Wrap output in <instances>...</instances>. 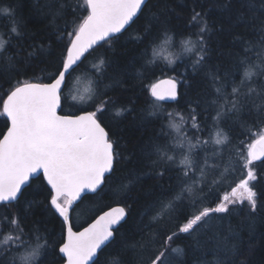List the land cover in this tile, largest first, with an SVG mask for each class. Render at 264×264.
<instances>
[{
    "label": "trees",
    "instance_id": "obj_1",
    "mask_svg": "<svg viewBox=\"0 0 264 264\" xmlns=\"http://www.w3.org/2000/svg\"><path fill=\"white\" fill-rule=\"evenodd\" d=\"M51 2L52 0H0V7L10 5L15 9L21 32L19 37H10L9 28L12 22L0 14V34L4 39H10L5 56L13 58L11 62L0 58V97L6 98L5 93L10 92L17 85V81L46 82L51 81L55 74L64 44L69 39L60 34L73 31L79 21L74 23L75 17L71 8L62 18L54 19L48 15L43 5ZM226 2L228 0H149L148 7L135 23L116 39L108 43L102 42L89 51L81 67L69 78L62 95L63 113L74 114L86 109L94 111L96 108L93 102L78 109L77 105H70L67 90L75 75H80L77 79L85 76V79L82 78L83 85L93 83L94 90L98 87L100 91L107 92L114 102L103 113L98 114V119L106 127L109 138L114 143V170L97 193L85 196L76 205L78 209H87L102 202L104 207L85 224L75 228L86 225L112 205L123 204L128 210L126 221L115 232L113 241L99 253L97 264H146L160 251H164L166 235L172 233L177 235L171 241V247L183 248L184 254L178 259L175 254L169 255L166 264H215L218 253L215 244L208 238L215 232L227 234L229 229L235 233L236 242L239 243V254L231 257L235 264H264V162L257 161L254 165L259 177L255 182L258 196L254 212L247 201H244L243 204L230 205L229 213L214 214L210 221L211 229L201 230L199 233L201 246L195 245L188 234L179 232V227L187 222L185 217L191 218L204 207L214 208L245 177L246 170L236 164L241 159L238 153L243 148L246 154L247 144L255 138L262 126L260 122L264 121V116H257L251 102L245 101V107L238 115L229 114L220 121L219 128L228 135L230 143L216 145L210 142L207 146H198L194 150L193 159L200 167H204V177H201L199 171L190 173L191 178L185 177L177 166L157 162L155 151L157 144H163L165 140L171 143L166 135L171 132L168 127L169 112L173 114L175 123H181V117L184 118V127L189 136L195 133L201 140H209L211 134L214 140L216 128L213 118L218 105L225 101L223 97L217 98L216 87L219 86V81L213 84L212 73L217 72L221 79L226 80L224 92L227 95L234 86L240 84L243 77V67L239 65V59L247 55L254 62H258L256 58L261 51L260 39L264 36V31H261L264 26V7L260 0H254L255 11L249 9L246 0H231L227 8L220 6ZM67 3L75 7L83 4V0H67ZM193 8L204 15L211 27L205 37V64L198 72H193L191 67L195 56L184 52L181 43L188 33L198 31V27L190 23ZM152 13L160 14L159 27L170 28L175 35L171 44L166 45L161 36L155 45L149 47V57L152 56L151 47H155L158 53L155 58L156 65L151 66V70L144 77H139L138 71L144 72L141 65L145 62L143 53L147 41L141 44L137 38L143 31L146 18H150ZM86 14L78 12L76 16ZM249 42L255 47L246 52ZM34 50L36 55L28 57L27 54ZM105 57L108 67L104 75L100 76L88 64L93 66ZM169 59L173 63H169ZM174 68L176 71H172ZM162 77H188V81L179 86L180 96L176 102H159L164 110L162 116L150 117L148 106L152 98L149 89L151 84ZM262 83L264 77H257L251 87L259 90L258 85ZM119 107L130 111L117 116L116 109ZM193 109L197 122L201 125L198 132L191 127L190 113ZM7 126L9 122L6 117L0 115V139ZM195 142L193 139V143ZM176 155L179 160V152ZM206 157L207 165L204 164ZM230 161L234 168H230L226 178L222 179L221 173ZM193 181L195 189L205 190L201 194V202L192 205L187 199L190 194L184 191L186 199L180 204L177 214L154 219L161 210L162 203L166 204L176 198ZM38 184L39 181L33 179L31 187L23 190L24 195L18 203L0 206V217L11 218L16 215L21 219L25 232L32 234L33 243L36 235L41 237V243L49 241L47 249L36 264H41V260L43 264H60L64 261L58 251V245L65 238L62 218L53 214L54 210L46 209L44 203L31 207L28 204L30 201H44V193L38 189ZM0 226L4 232L11 229L7 222ZM54 245L57 246L55 250ZM5 262L11 263L8 253L0 255V264Z\"/></svg>",
    "mask_w": 264,
    "mask_h": 264
},
{
    "label": "snow or ice",
    "instance_id": "obj_2",
    "mask_svg": "<svg viewBox=\"0 0 264 264\" xmlns=\"http://www.w3.org/2000/svg\"><path fill=\"white\" fill-rule=\"evenodd\" d=\"M230 2L231 0H228L220 6L227 8ZM246 2L249 9L255 11L254 0H246ZM260 3L264 7V0H260ZM146 7L148 0H83V4H77L75 7L68 4L67 0H52L51 3H45L43 8L54 19L62 18L71 8L75 17L74 23L79 21L73 31H64L60 34L69 39L64 44L56 72L51 77L50 83L17 81V85L10 92L5 93L6 98L0 97L2 102L0 115L6 117L9 122L7 131L0 139V206L18 203L20 197L24 195V188L31 187L33 179L39 181L38 189L44 193V201H30L28 204L31 207L34 204L38 206L44 203L46 209L54 210L53 214H58V217L62 218L67 234L63 242L58 245V251L62 254L61 259L64 260V264H97L99 253H102L104 247L113 241L115 232L118 231L114 226L120 224L126 212L123 207L113 208L104 212L82 231H73L70 213L74 204L82 199V193L96 192L105 183V174L114 170L113 143L98 119V114L103 113L107 106L114 102L107 92H102L97 87L93 94L88 96V100L96 105L94 111H85L81 115H60L57 110L61 107L63 89L68 85L69 78L76 69L81 67L82 58H86V53L90 49L99 42L108 43L116 39V34H122L135 23L143 15ZM78 12L87 14L76 16ZM192 12L190 23L196 25L198 31L188 33L181 43L184 52L195 56L191 67L193 72H198L205 64L207 56L205 37L211 31V27L201 12L195 11V8ZM0 14L12 22L9 36L19 37L21 32L15 17V9L10 5L0 7ZM159 25L160 14L152 13L150 18H146L143 31L137 38L141 44L147 41L143 53L145 62L141 65L144 72L138 71L139 77H144V74L151 70V66L156 65L155 58L158 53L155 47H151L152 56L149 57V47L155 45L161 36L166 45L173 42L175 35L173 30ZM261 31H264V26ZM9 44L10 39L5 40L0 36V58L11 62L13 58L5 56ZM260 45L261 51L256 58L258 62H254L247 55L239 59L238 63L243 67V77L240 84L232 88L230 94L225 95L224 92L226 80L221 79L217 72L212 73L213 84L219 81V86L216 87L217 98L223 97L225 101L218 105L216 116L213 118L216 128L214 140L211 134L209 140H201L195 133L189 136L188 130L184 127L186 123L184 118L181 117V123H175L173 114L169 112L167 117L171 132L166 135L171 143L165 140L163 144L156 145L157 162L177 166L188 178H191L189 174L195 171H199L201 177H204V167L199 166L192 154L198 146L205 147L210 142L216 145L230 143L228 135L219 128L220 121L229 114L235 116L241 113L245 101L251 102L257 116H264V83L258 85L259 90L251 87L255 78L264 77V36L260 39ZM252 47L255 45L249 42L245 51ZM27 55L32 57L36 52L34 50ZM169 63L173 61L169 59ZM93 67L100 76H103L108 67L107 58H101L98 63L93 64ZM187 81L188 77L168 78L151 84L149 91L152 99L148 106L150 109L148 115L162 116L164 110L159 102L166 99L177 100L178 87ZM73 99L77 97L74 96ZM79 99L83 101L85 97L80 96ZM126 111L130 110L119 107L116 109V115L120 116ZM190 119L191 127L197 132L200 131L201 125L197 122L195 109L190 113ZM260 123L262 126L255 134V138L247 144L246 154L243 148L238 153L241 159L237 160L236 164H240L246 170L245 177L232 188L230 194L224 195L214 208L204 207L191 218L185 217L187 222L179 227V232L191 236L195 245L201 246L199 233L201 230L211 229L210 221L214 214L229 213L230 205L243 204L244 201H247L253 212L256 210L258 193L255 182L259 177L254 165L257 161L264 162V121ZM161 132L164 133L163 126ZM177 152L181 157L179 160H177ZM204 164L207 165V157ZM230 168H234L231 161L221 173L222 179L226 178ZM194 185L195 181L182 189L176 198L166 204L162 203L161 210L154 219L177 214L180 211V204L186 199L183 195L184 191L190 194L187 199L192 205L201 202V194L205 190L203 188L197 190ZM210 194L209 192L208 195ZM3 222L9 223L11 229L9 232H4L3 227L0 226V255L8 253L11 264L17 262L36 264L47 249L49 241L41 243V237L36 235L33 243L32 234L25 232L21 226V219L16 215L11 218L0 217V224ZM176 235L177 233L166 235L164 251H160L146 264H166L169 255L175 254L177 259L182 256L183 248L171 247V241ZM208 239L215 244L218 253L215 264H235L231 257L239 254V243L236 242L235 233L231 229L223 235L215 232ZM55 247L57 246L54 245L53 250ZM41 264H43L42 260Z\"/></svg>",
    "mask_w": 264,
    "mask_h": 264
},
{
    "label": "rangeland",
    "instance_id": "obj_3",
    "mask_svg": "<svg viewBox=\"0 0 264 264\" xmlns=\"http://www.w3.org/2000/svg\"><path fill=\"white\" fill-rule=\"evenodd\" d=\"M1 36V34H0ZM6 40V39H5ZM89 68H93L91 64H88ZM80 75H75V78L71 81L70 85L68 86L67 94L69 96L68 100L70 105H77V109L80 107H86L88 104H90L92 101L88 100V96L92 95L95 91V86L92 84L83 85V79H85V76L80 77L77 79ZM88 77V76H87ZM83 78V79H82ZM76 96L77 99H73V97ZM80 96H84L85 99L82 101L79 99ZM104 207L102 205V202H98L93 207H89L87 209L78 207L74 208L72 213V223L73 226H81L85 224L90 217H92L97 211L101 210ZM6 260L9 262V258L7 257ZM5 262V264H11Z\"/></svg>",
    "mask_w": 264,
    "mask_h": 264
},
{
    "label": "water",
    "instance_id": "obj_4",
    "mask_svg": "<svg viewBox=\"0 0 264 264\" xmlns=\"http://www.w3.org/2000/svg\"><path fill=\"white\" fill-rule=\"evenodd\" d=\"M148 2H149V0H148ZM125 32V31H124ZM118 35H120V34H116V36H118ZM103 42V41H102ZM102 42H99L96 46H94L93 47V49L95 48V47H97L98 45H100ZM92 49H90L89 51H91ZM87 54V53H86ZM83 59L84 58H82V61H83ZM168 78H173V77H162V78H160L159 80H157L156 82H158V81H161V80H164V79H168ZM33 82H38V81H33ZM51 81H46V82H44V83H50ZM155 82V83H156ZM65 89V88H64ZM64 89H63V91H64ZM179 96H180V88L178 87V98H177V100L179 99ZM177 100H175V101H173V100H170V99H166L165 101H163V102H166V103H172V102H176ZM62 107H63V97H62V103H61V107L57 110L58 111V114H60V115H72L71 113H63L62 112ZM85 111H92V110H88V109H86V110H82V111H80L79 113H74L75 115H81V114H84V112ZM101 122V121H100ZM102 124V123H101ZM102 126L103 127H105L103 124H102ZM105 130H106V132L108 133V131H107V129H106V127H105ZM7 131V130H6ZM108 136H109V133H108ZM2 138H3V136H2ZM1 138V139H2ZM110 139V138H109ZM111 141V140H110ZM112 142V141H111ZM113 143V142H112ZM113 150H114V163H113V169H114V166H115V148H114V143H113ZM113 172V171H112ZM111 172V173H112ZM111 173H106L105 175H106V178L111 174ZM32 182V181H31ZM105 184V183H104ZM104 184H102L101 186H100V188H98L97 190H96V192H90V191H86L85 193H82V199L85 197V196H87V195H90V194H95V193H97L103 186H104ZM26 188V187H25ZM24 188V189H25ZM82 199H80V200H78L75 204H74V206H73V210H74V208L76 207V205L78 204V203H80L81 202V200ZM117 207H123L124 209H125V212H126V216H125V218L120 222V224L119 225H117V226H114L116 229H118L120 226H121V224H123L125 221H126V219H127V217H128V210L123 206V205H121V204H115V205H112L111 207H109V208H107V209H105L104 211H102L101 213H99L95 218H93L90 222H88L86 225H84L83 227H81V228H79V229H77V228H75L74 226H73V223H72V213H73V211H71V213H70V222H71V224H72V227H73V231H82L84 228H86V227H88V225L89 224H91L92 222H94V220L95 219H97L100 215H102L104 212H107V211H109V210H111V209H113V208H117ZM66 226H65V238H66ZM114 238H115V236H114ZM111 243V242H110ZM109 244V243H108ZM107 244V245H108ZM106 247V246H105ZM104 247V248H105ZM61 256H62V254H61ZM95 259V258H94ZM60 264H64V261L63 262H61Z\"/></svg>",
    "mask_w": 264,
    "mask_h": 264
},
{
    "label": "bare ground",
    "instance_id": "obj_5",
    "mask_svg": "<svg viewBox=\"0 0 264 264\" xmlns=\"http://www.w3.org/2000/svg\"><path fill=\"white\" fill-rule=\"evenodd\" d=\"M164 115H165V114H164ZM121 205H123V204H121ZM123 206H124V205H123ZM110 207H111V206H110ZM124 207H125V206H124ZM107 208H109V207H107ZM107 208H106V209H107ZM125 208H126V207H125ZM126 209H127V208H126Z\"/></svg>",
    "mask_w": 264,
    "mask_h": 264
}]
</instances>
